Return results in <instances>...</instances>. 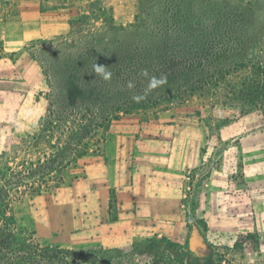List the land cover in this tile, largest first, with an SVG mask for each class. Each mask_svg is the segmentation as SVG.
Returning a JSON list of instances; mask_svg holds the SVG:
<instances>
[{
    "label": "trees",
    "instance_id": "1",
    "mask_svg": "<svg viewBox=\"0 0 264 264\" xmlns=\"http://www.w3.org/2000/svg\"><path fill=\"white\" fill-rule=\"evenodd\" d=\"M136 1L134 21L126 26L117 22L113 8L97 12L95 2L88 14L70 20L66 34L31 46L49 89L39 121L42 133L33 141L36 147L54 142L51 173L76 167L92 147L106 142L113 122L123 115L171 110L188 98H201L202 108L231 111L235 120L255 112L264 118L263 0ZM96 63L112 72L110 81L96 75ZM145 69L149 77L166 75L168 82L135 102L133 96L146 93ZM36 179L25 176L4 185L0 177V264H161L165 258L183 264L179 245L165 238L128 250L43 246L25 217L14 214L25 195L34 200L53 190ZM160 243L172 254L162 253ZM155 247L156 256L150 257Z\"/></svg>",
    "mask_w": 264,
    "mask_h": 264
},
{
    "label": "crops",
    "instance_id": "2",
    "mask_svg": "<svg viewBox=\"0 0 264 264\" xmlns=\"http://www.w3.org/2000/svg\"><path fill=\"white\" fill-rule=\"evenodd\" d=\"M9 2L23 5V20L33 28L19 38L23 45L69 31L70 20L89 11L65 7L90 0ZM141 113L114 121L102 152L83 157L80 179L48 202L42 227L51 246L128 250L165 238L196 260L203 256L198 243L255 236L241 262L264 264V126L248 134L229 125L215 142L191 114L180 120L169 111Z\"/></svg>",
    "mask_w": 264,
    "mask_h": 264
},
{
    "label": "rangeland",
    "instance_id": "3",
    "mask_svg": "<svg viewBox=\"0 0 264 264\" xmlns=\"http://www.w3.org/2000/svg\"><path fill=\"white\" fill-rule=\"evenodd\" d=\"M91 1L93 0L80 7L71 5L65 8H70L71 12L79 8L81 11L90 12V5L96 2L94 9L97 12L100 8H113L119 24L126 26L134 21L137 12L136 0H96L93 3ZM34 6L35 4H32L31 11ZM21 7L22 4L12 5L9 0H0V177L4 179V185H9L11 182L14 184L18 179L26 176L31 181L42 178L52 186V191L36 196L34 200H31L30 195H25V201L15 203L14 214L18 219L21 216L25 217L26 223L39 233L38 240L43 246L55 247L49 243V237L42 227L48 223V202L55 200L61 191L80 179L83 165L78 164L76 168L63 167L59 173H51L49 168H54L52 154L55 152L51 144L54 142L51 144L41 142L36 147L33 141V138H39L42 133L39 121L46 114L49 89L41 67L32 58L31 46L37 40L19 45V38L24 34L29 35L33 29L23 20ZM62 34L52 32L42 39L49 40ZM201 103L204 101L199 97L188 98L185 103L176 104L171 110L160 109L157 113L169 111L168 116H177L180 120L186 119L187 114H191L193 123L200 125L215 142L222 139L220 130L229 125H241L243 129L238 130L237 133L248 134L257 127L264 126V118L257 112L242 118L237 117V122L234 123L236 120L232 119L231 111L221 108L215 110L209 105L202 108ZM225 118L232 121L224 125L222 121ZM104 144L105 142L98 148L92 147L87 155L101 153ZM63 152L64 150H61L59 153ZM45 155L49 160L45 159ZM21 190L26 189L22 187ZM254 237H246L243 241L238 239L235 243L220 238L214 240L216 243L214 241L208 243L206 240L208 246L198 243L196 249L203 256L197 257L196 260L193 259L192 254L190 258L187 255L189 254L187 252H191L189 248L179 246L178 250L182 254L179 258L183 259V264H243L241 258H244L245 250H254ZM158 247H161L162 253L172 254V251L166 249L165 243H160ZM149 255L156 256V247L150 250ZM169 261L170 259L165 258L161 264H169Z\"/></svg>",
    "mask_w": 264,
    "mask_h": 264
},
{
    "label": "clouds",
    "instance_id": "4",
    "mask_svg": "<svg viewBox=\"0 0 264 264\" xmlns=\"http://www.w3.org/2000/svg\"><path fill=\"white\" fill-rule=\"evenodd\" d=\"M93 70L94 72L96 73L97 76H100L104 81H110L111 78H112V72L108 70V67L106 66H103V65H99V64H95L93 66ZM143 76L145 77H149V73L148 71L145 69L142 71L141 73ZM167 76L166 75H161L159 77H156V76H151L149 77V82H148V85H147V89H146V93L145 95H136V96H133V100L135 102H140L141 100L145 99L146 98V94L147 92H150L152 90H155L157 88H161L163 87L165 84H167ZM128 88L131 89L134 87V84L129 81L128 83Z\"/></svg>",
    "mask_w": 264,
    "mask_h": 264
}]
</instances>
